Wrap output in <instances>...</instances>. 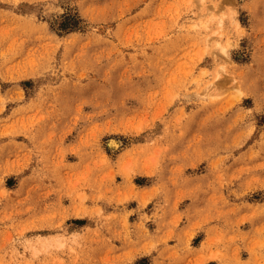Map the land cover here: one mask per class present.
<instances>
[{"label":"rangeland","instance_id":"374dc122","mask_svg":"<svg viewBox=\"0 0 264 264\" xmlns=\"http://www.w3.org/2000/svg\"><path fill=\"white\" fill-rule=\"evenodd\" d=\"M0 264H264V0H0Z\"/></svg>","mask_w":264,"mask_h":264},{"label":"bare ground","instance_id":"6f19581e","mask_svg":"<svg viewBox=\"0 0 264 264\" xmlns=\"http://www.w3.org/2000/svg\"><path fill=\"white\" fill-rule=\"evenodd\" d=\"M210 89V88H209ZM209 89L207 90V93H209ZM110 144H113V145H118L116 141L114 140H110Z\"/></svg>","mask_w":264,"mask_h":264}]
</instances>
